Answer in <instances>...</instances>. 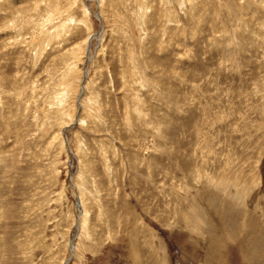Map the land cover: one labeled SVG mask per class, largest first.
I'll list each match as a JSON object with an SVG mask.
<instances>
[{
  "label": "rangeland",
  "instance_id": "374dc122",
  "mask_svg": "<svg viewBox=\"0 0 264 264\" xmlns=\"http://www.w3.org/2000/svg\"><path fill=\"white\" fill-rule=\"evenodd\" d=\"M64 263L264 264V0H0V264Z\"/></svg>",
  "mask_w": 264,
  "mask_h": 264
},
{
  "label": "bare ground",
  "instance_id": "6f19581e",
  "mask_svg": "<svg viewBox=\"0 0 264 264\" xmlns=\"http://www.w3.org/2000/svg\"><path fill=\"white\" fill-rule=\"evenodd\" d=\"M80 203V202H79ZM76 205V204H75ZM80 205V204H79ZM76 211L78 212V216L81 217V214H82V210H80V207H78V205L76 206ZM79 208V209H78ZM82 209V208H81ZM81 219V218H80ZM77 228V227H76ZM69 248H72L71 251L73 252L74 251V246L73 244L70 245ZM70 251V252H71ZM224 257H226L228 259V257L226 255H224ZM65 264V263H64Z\"/></svg>",
  "mask_w": 264,
  "mask_h": 264
}]
</instances>
